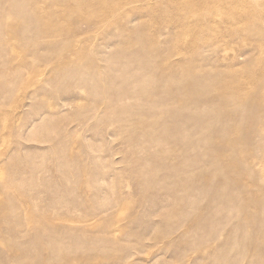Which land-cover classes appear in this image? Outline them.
I'll use <instances>...</instances> for the list:
<instances>
[{
	"label": "rangeland",
	"instance_id": "obj_1",
	"mask_svg": "<svg viewBox=\"0 0 264 264\" xmlns=\"http://www.w3.org/2000/svg\"><path fill=\"white\" fill-rule=\"evenodd\" d=\"M0 264H264V0H0Z\"/></svg>",
	"mask_w": 264,
	"mask_h": 264
}]
</instances>
